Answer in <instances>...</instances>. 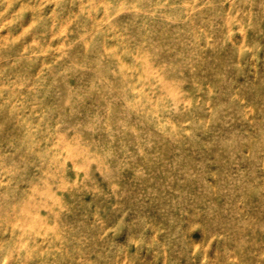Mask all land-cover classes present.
Masks as SVG:
<instances>
[{
    "label": "rangeland",
    "instance_id": "obj_1",
    "mask_svg": "<svg viewBox=\"0 0 264 264\" xmlns=\"http://www.w3.org/2000/svg\"><path fill=\"white\" fill-rule=\"evenodd\" d=\"M0 264H264V0H0Z\"/></svg>",
    "mask_w": 264,
    "mask_h": 264
},
{
    "label": "bare ground",
    "instance_id": "obj_2",
    "mask_svg": "<svg viewBox=\"0 0 264 264\" xmlns=\"http://www.w3.org/2000/svg\"><path fill=\"white\" fill-rule=\"evenodd\" d=\"M27 213V212H26ZM33 219V218H32ZM34 220V219H33ZM40 226V225H39ZM9 255V254H8ZM10 257V256H9Z\"/></svg>",
    "mask_w": 264,
    "mask_h": 264
}]
</instances>
